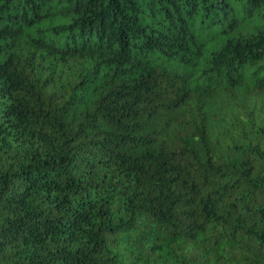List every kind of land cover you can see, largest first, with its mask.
Instances as JSON below:
<instances>
[{"label": "trees", "instance_id": "16d2710c", "mask_svg": "<svg viewBox=\"0 0 264 264\" xmlns=\"http://www.w3.org/2000/svg\"><path fill=\"white\" fill-rule=\"evenodd\" d=\"M0 264H264V0H0Z\"/></svg>", "mask_w": 264, "mask_h": 264}]
</instances>
